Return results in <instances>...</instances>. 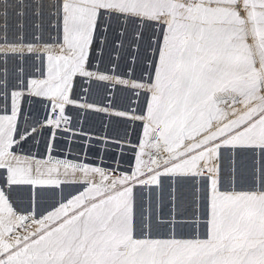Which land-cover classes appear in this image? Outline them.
Returning a JSON list of instances; mask_svg holds the SVG:
<instances>
[{
    "label": "snow or ice",
    "instance_id": "obj_1",
    "mask_svg": "<svg viewBox=\"0 0 264 264\" xmlns=\"http://www.w3.org/2000/svg\"><path fill=\"white\" fill-rule=\"evenodd\" d=\"M0 264H264V0H0Z\"/></svg>",
    "mask_w": 264,
    "mask_h": 264
}]
</instances>
